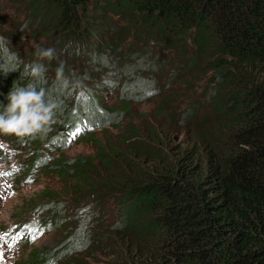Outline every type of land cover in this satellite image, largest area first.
<instances>
[{"label": "trees", "instance_id": "1", "mask_svg": "<svg viewBox=\"0 0 264 264\" xmlns=\"http://www.w3.org/2000/svg\"><path fill=\"white\" fill-rule=\"evenodd\" d=\"M29 84L58 107L5 138L63 182L40 195L45 233L67 209L83 223L28 264H87V246L103 264H264V0H0V103ZM81 138L95 157L65 158Z\"/></svg>", "mask_w": 264, "mask_h": 264}, {"label": "rangeland", "instance_id": "2", "mask_svg": "<svg viewBox=\"0 0 264 264\" xmlns=\"http://www.w3.org/2000/svg\"><path fill=\"white\" fill-rule=\"evenodd\" d=\"M154 103L155 101L148 106H138L137 112L150 114L154 109ZM179 107L184 108L182 104H179ZM164 124L167 125V122ZM95 135L94 139L102 140L106 134L96 132ZM112 143H117V140ZM66 148L62 150V154L68 160L95 157V148L89 138L73 139ZM31 163L8 143L5 135H0V264H28V256L32 250L43 251L58 247L64 241L65 235L73 236L83 223L78 214L67 209L65 211L67 218L60 227L52 226L53 229L45 233L42 226L48 217L46 212L50 210L44 209L48 200H41L40 195L46 190L55 192L60 199L64 198L62 196L64 185L53 175H47L39 170H29ZM102 207L104 208L101 210ZM102 207L99 212L111 209L112 204L106 200ZM87 250L78 253L77 259L87 264H103L106 260L104 256L94 251L86 259ZM81 254L82 256H79ZM61 262H64V259L56 260L52 264Z\"/></svg>", "mask_w": 264, "mask_h": 264}, {"label": "clouds", "instance_id": "3", "mask_svg": "<svg viewBox=\"0 0 264 264\" xmlns=\"http://www.w3.org/2000/svg\"><path fill=\"white\" fill-rule=\"evenodd\" d=\"M36 54L41 60H52L55 50L37 48ZM46 71L44 64L36 62L25 66V72L34 80L41 79ZM63 64L56 70L57 80L64 87L69 86V81L63 75ZM79 80L73 82L78 86ZM6 103H0V134L28 136L42 133L47 130L58 104L45 98L44 89L29 84L25 87H12L6 96Z\"/></svg>", "mask_w": 264, "mask_h": 264}]
</instances>
